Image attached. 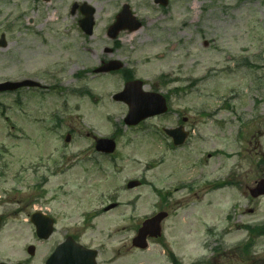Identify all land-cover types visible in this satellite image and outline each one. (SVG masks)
Returning <instances> with one entry per match:
<instances>
[{
  "label": "rangeland",
  "instance_id": "374dc122",
  "mask_svg": "<svg viewBox=\"0 0 264 264\" xmlns=\"http://www.w3.org/2000/svg\"><path fill=\"white\" fill-rule=\"evenodd\" d=\"M84 2L96 9L91 37L80 29L82 14L72 13L73 4ZM125 3L144 26L111 40L107 29ZM2 34L0 83L32 78L51 88L0 91V261L29 257L27 246L34 243L30 264H44L71 228L84 231L83 242L99 249L101 264H171L170 250L182 264L203 258L207 264H264V235L257 236L254 253L234 248L248 236L240 223L264 222V196L250 200L249 193L264 167V0H170L168 6L155 0H0ZM116 57L146 88L169 93L167 114L133 127L125 123L126 105L113 98L125 85L122 73L88 72ZM58 111L74 128L70 142L67 125L54 129ZM182 120L191 136L172 149L163 128ZM93 135L114 136V156L68 163L66 173L47 183L46 198H36L42 196V187H35L43 174L36 169L40 156H95ZM140 178L145 184L127 188ZM216 181L228 185L218 188ZM157 189L171 192L167 205ZM116 194L123 206L79 227L82 212ZM35 207L59 218L49 240L39 242L29 223ZM163 209L170 215L162 236L147 249L135 248L137 227ZM209 240L221 248L212 258L204 247Z\"/></svg>",
  "mask_w": 264,
  "mask_h": 264
},
{
  "label": "water",
  "instance_id": "95a60500",
  "mask_svg": "<svg viewBox=\"0 0 264 264\" xmlns=\"http://www.w3.org/2000/svg\"><path fill=\"white\" fill-rule=\"evenodd\" d=\"M162 3L167 4V0H160ZM85 6H88L85 4ZM76 8V6H75ZM86 14V18L81 21L83 29L87 34L92 35L94 29V8L86 7L83 9ZM126 26L132 30L140 28L141 23L134 17L129 10V7L125 5L124 10L118 15L117 21L110 28V36L116 37L118 33ZM0 44L5 45V35H2ZM122 66L120 61H111L106 67H103L99 71H110L113 69H119ZM141 81H134L128 83L124 91L115 95L118 100H124L130 105V112L126 118L128 124H137L141 120L163 113L167 110L166 100L155 93H147L141 90ZM39 85L32 80H24L21 82H5L0 84V90H13L22 86H35ZM166 132L174 138L175 144L183 143L186 133L180 134L178 129H166ZM69 139V138H68ZM97 147L99 150L107 152H113L116 147V142L113 139H99ZM138 182H131L130 187H134ZM254 196L264 194V180L260 181L258 187L252 190ZM165 214H159L158 216L148 219L144 222L140 228L137 237L134 239V244L140 247H146L147 236L157 237L161 235L160 222ZM34 220L38 226L40 235L44 238L49 237L53 231V221L48 216H41L39 214L34 215ZM95 252L90 251L82 246L73 243L68 239L65 243L60 245L53 253L47 264H89L88 259L93 260ZM6 264V263H1Z\"/></svg>",
  "mask_w": 264,
  "mask_h": 264
},
{
  "label": "flooded vegetation",
  "instance_id": "af4514ba",
  "mask_svg": "<svg viewBox=\"0 0 264 264\" xmlns=\"http://www.w3.org/2000/svg\"><path fill=\"white\" fill-rule=\"evenodd\" d=\"M127 66V64H126ZM125 70V73L123 74L124 78L127 79V80H130V79H133L135 78V74H134V70L132 69H127L126 67L124 68ZM77 73V72H76ZM128 77V78H127ZM169 82H173L172 80H168ZM64 115H67V113L65 112H61L60 115L57 116L58 118V121H59V124L61 126H65V125H68L69 127V130H71L73 127L70 125V122H69V117H66ZM179 125H182L179 123ZM172 144H173V141H171ZM174 146V145H173ZM184 145L180 146V147H183ZM178 147H173V149H176ZM46 158V157H44ZM59 158H62V156H59V155H56V156H50L49 157V161L47 160H44V162H41V164L39 165V168L43 171L44 174H42V182H41V187H42V190L40 191L41 195L42 196H39V197H36V198H39V200H43L46 198V195H47V191H46V185L47 183L49 184L50 183V180H51V177H54V176H57V175H63V171L61 169H58L59 166H61V161L59 160ZM48 176V177H47ZM264 178V167H263V170L260 171L259 173H257V178L254 182V185L256 184V182L260 179ZM118 197H115L114 200H117ZM250 200H254V198H250ZM34 201V200H33ZM32 201V202H33ZM123 206V203L122 202H119L118 200L117 201H111L109 200V202L105 203L103 206ZM99 213L98 214H95L94 212L90 215V218H88L89 216H87L88 214H84L86 217L84 218L85 221H86V218L87 221H88V224H91V221H93L96 217L100 216L101 214V211H106L105 208L101 209V210H97ZM68 234V233H67ZM73 235L75 236V238L78 240V241H81V239L83 238V236L85 235L84 231L83 230H79V231H74L73 232ZM239 251V249L237 248L236 251ZM244 252V250H242Z\"/></svg>",
  "mask_w": 264,
  "mask_h": 264
}]
</instances>
